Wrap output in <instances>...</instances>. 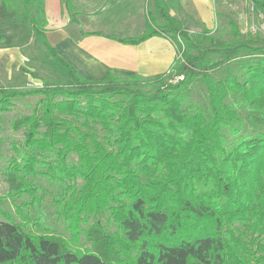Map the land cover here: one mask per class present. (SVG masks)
Returning a JSON list of instances; mask_svg holds the SVG:
<instances>
[{
	"label": "trees",
	"instance_id": "16d2710c",
	"mask_svg": "<svg viewBox=\"0 0 264 264\" xmlns=\"http://www.w3.org/2000/svg\"><path fill=\"white\" fill-rule=\"evenodd\" d=\"M1 3L44 37L43 0ZM148 5L143 32L122 42L169 38L167 71L69 68L70 84L0 86V121L37 97L10 121L22 138L2 166L13 209H0V264H264V36L232 20L227 36L194 31L164 0ZM40 177L55 186L51 209Z\"/></svg>",
	"mask_w": 264,
	"mask_h": 264
},
{
	"label": "crops",
	"instance_id": "0c3cea01",
	"mask_svg": "<svg viewBox=\"0 0 264 264\" xmlns=\"http://www.w3.org/2000/svg\"><path fill=\"white\" fill-rule=\"evenodd\" d=\"M164 1L170 13L185 26L215 27L216 0ZM43 2L44 37L48 44L0 4L2 81H13L21 72L25 78L46 68H53L57 78L66 84L72 82L69 68L90 79H101L109 71L151 76L167 71L173 62L176 50L167 37L152 36L137 44L122 42V38L143 32L147 0H74L78 10L74 20L62 0ZM136 29V33H129Z\"/></svg>",
	"mask_w": 264,
	"mask_h": 264
},
{
	"label": "rangeland",
	"instance_id": "374dc122",
	"mask_svg": "<svg viewBox=\"0 0 264 264\" xmlns=\"http://www.w3.org/2000/svg\"><path fill=\"white\" fill-rule=\"evenodd\" d=\"M148 0L146 6L144 7L145 17L147 16ZM216 10L217 18L215 27L210 29L212 34H219L223 32L227 36L229 30V21H234L237 24L238 29L243 35H246L247 32H258L264 36V15L255 14L252 10V6L249 0H216ZM136 21H139V18H136ZM190 27V26H189ZM203 27L201 25H192L191 30L200 31ZM136 30H130L131 35L136 33ZM64 74L67 76L66 72L62 67H60ZM53 68L51 71L46 68L45 71L33 72L31 75H27L24 78V73H18L17 78L12 81V79L7 81H2L0 79L1 87H18V88H33L40 86L43 80L58 79V75L53 73ZM59 80V79H58ZM191 98L195 100L198 104L205 105V92L199 85H194ZM37 100L36 96H28L22 99L14 101L12 107L9 111L1 113L0 121V194H2L6 188V182L4 181V175L2 171V166L5 164V160L9 157L12 152V143L19 141L22 138L21 131H13L10 128V121L14 120L17 116L24 113H29L31 108L34 106L35 101ZM38 181L45 188L44 192L45 203H49L48 208H50L49 195L55 190L54 185H50L49 182L44 178H39ZM0 209L3 211H12L13 207L10 202L7 200L0 203Z\"/></svg>",
	"mask_w": 264,
	"mask_h": 264
}]
</instances>
